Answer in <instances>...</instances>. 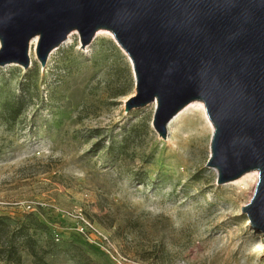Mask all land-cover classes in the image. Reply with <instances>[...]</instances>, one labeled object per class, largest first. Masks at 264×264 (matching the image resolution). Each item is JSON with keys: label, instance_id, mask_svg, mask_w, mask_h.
Masks as SVG:
<instances>
[{"label": "rangeland", "instance_id": "374dc122", "mask_svg": "<svg viewBox=\"0 0 264 264\" xmlns=\"http://www.w3.org/2000/svg\"><path fill=\"white\" fill-rule=\"evenodd\" d=\"M30 58L0 67V251L21 256L0 264H264L242 211L255 185L218 183L196 111L165 138L153 103L126 112L135 75L113 36Z\"/></svg>", "mask_w": 264, "mask_h": 264}, {"label": "water", "instance_id": "95a60500", "mask_svg": "<svg viewBox=\"0 0 264 264\" xmlns=\"http://www.w3.org/2000/svg\"><path fill=\"white\" fill-rule=\"evenodd\" d=\"M110 31L129 57L136 94L126 112L157 102L153 125L201 101L214 125L208 167L218 183L258 171L243 213L264 234V0H0V67L44 68L76 31L82 47Z\"/></svg>", "mask_w": 264, "mask_h": 264}, {"label": "bare ground", "instance_id": "6f19581e", "mask_svg": "<svg viewBox=\"0 0 264 264\" xmlns=\"http://www.w3.org/2000/svg\"><path fill=\"white\" fill-rule=\"evenodd\" d=\"M101 34H109L111 36H113L112 33H110L109 31H104V30H100L97 32L96 36H99ZM114 37V36H113ZM38 41H39V37L36 36L35 38H33V40L30 42V57L36 53V48H37V44H38ZM71 41V34L69 35L68 39L66 42H69ZM1 42H0V48H1ZM156 104L157 102L155 101L153 103V105L156 107ZM188 111H196L199 116L202 118V121L204 123V127L206 128V130L213 134L214 132V125L213 123L211 122L209 116H208V113H207V109H206V106L203 102L201 101H193L191 102L190 104H188L183 110H181L172 120L171 122L169 123V127L172 128V124L173 122L181 115L183 114L184 112H188ZM216 170V169H215ZM217 171V170H216ZM218 173V171H217ZM258 179H259V173L258 171H252V172H249V173H246L244 174L243 176H241L239 179L237 180H234L233 184H236L238 185V187H240L241 189H245L249 186H252V185H255V188H256V185H257V182H258ZM254 188V189H255ZM240 189V190H241ZM254 193V192H253ZM244 194V193H243ZM256 251H260L262 249H264V246H262L260 243H257L256 244V247H255Z\"/></svg>", "mask_w": 264, "mask_h": 264}, {"label": "trees", "instance_id": "16d2710c", "mask_svg": "<svg viewBox=\"0 0 264 264\" xmlns=\"http://www.w3.org/2000/svg\"><path fill=\"white\" fill-rule=\"evenodd\" d=\"M0 255L3 261L8 262V263H20V260H21V256L13 257L11 254H9V256H5L3 249H1Z\"/></svg>", "mask_w": 264, "mask_h": 264}]
</instances>
